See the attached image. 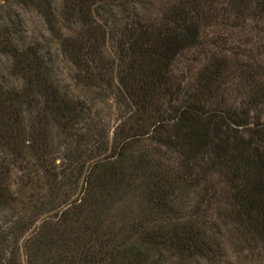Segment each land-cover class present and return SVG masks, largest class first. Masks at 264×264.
Wrapping results in <instances>:
<instances>
[{
  "label": "trees",
  "instance_id": "obj_1",
  "mask_svg": "<svg viewBox=\"0 0 264 264\" xmlns=\"http://www.w3.org/2000/svg\"><path fill=\"white\" fill-rule=\"evenodd\" d=\"M222 1L0 0V58L21 82L0 78V264H220L215 210L264 251V0ZM20 9L108 118L61 90L42 45L21 40ZM221 25L235 45L218 33L190 82L176 61Z\"/></svg>",
  "mask_w": 264,
  "mask_h": 264
},
{
  "label": "rangeland",
  "instance_id": "obj_2",
  "mask_svg": "<svg viewBox=\"0 0 264 264\" xmlns=\"http://www.w3.org/2000/svg\"><path fill=\"white\" fill-rule=\"evenodd\" d=\"M62 1L63 0H55V3L57 5H61ZM220 1L224 4V7L228 6L227 2L222 0ZM221 9L222 6L217 5V10L219 12ZM220 14H222V11ZM16 16L17 22H19L20 25L21 40L24 41L25 44L38 42L42 45L45 57L49 59V64L53 69L54 80L61 90L66 92L72 98H81L90 101L92 103L91 111L93 115H99L102 118H108V116L113 111V107L111 106L112 103L104 102L102 99L97 97L95 91L87 90L82 84L78 83V81L74 78V70L71 63L61 53V47L59 43L49 34L41 17L29 9H20ZM105 19L107 21H111L110 17L106 15L102 21L104 22ZM255 28L259 30L264 29V27L259 28L258 26ZM226 29L227 28L222 27V25L221 27L215 26L208 28V31H206L205 35L203 36V45L200 48L191 50L189 52H184L180 55L175 63L177 68L176 71L178 73H184L190 82L193 81L198 72L203 68V65L207 62V58L218 50L217 46L211 45L213 42L217 41V34L220 33L227 36V34L230 32L229 29ZM72 30L77 31L78 28L71 27V31L65 32L66 35L71 34ZM75 34L76 33H73V35ZM228 35L229 37L227 40L231 42V45H235V37H233V33ZM108 47L110 48L111 46L108 45ZM263 60L261 62L252 64L253 68L256 70V72L253 74L255 81H264ZM8 66L9 63L5 59L0 58V78L3 80V82H5L6 87L8 85H16V87H19L21 82L8 76ZM232 84H234L233 87L238 86L239 88H243L245 85V79L243 76H237L236 79L233 80ZM227 98L231 99V101H234L236 98L237 106H239V104L246 99V95H244V92H240L239 94V92L231 88ZM197 199L198 196L196 193H193L186 197L183 203L187 202L189 206H192L197 201ZM214 208H217V206L214 205ZM5 214L6 213L4 212H0V221L4 220V217H6ZM209 216L210 223H212L211 233H213L215 237L219 236L221 239L223 257L220 264H264V251L262 249L251 250L236 236L235 232L228 223H225L218 218L216 210L212 211ZM215 221L217 228L213 226ZM165 257L167 260L165 261V264H179V259H173L169 255ZM167 257H169V259ZM191 264H198V262H193Z\"/></svg>",
  "mask_w": 264,
  "mask_h": 264
}]
</instances>
